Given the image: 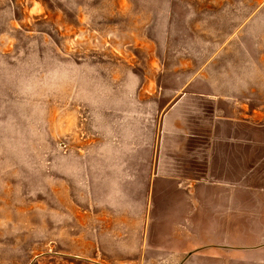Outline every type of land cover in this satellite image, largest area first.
Returning <instances> with one entry per match:
<instances>
[{"label": "rangeland", "instance_id": "1", "mask_svg": "<svg viewBox=\"0 0 264 264\" xmlns=\"http://www.w3.org/2000/svg\"><path fill=\"white\" fill-rule=\"evenodd\" d=\"M226 14L249 17L244 52ZM263 69L264 0H0V264H264L254 181L147 201L101 177L205 143Z\"/></svg>", "mask_w": 264, "mask_h": 264}, {"label": "crops", "instance_id": "2", "mask_svg": "<svg viewBox=\"0 0 264 264\" xmlns=\"http://www.w3.org/2000/svg\"><path fill=\"white\" fill-rule=\"evenodd\" d=\"M226 16L225 21L234 22L235 25L233 28L229 27L223 45L225 46L227 42L231 45L233 41L239 46V51L242 49L244 52L242 40L249 17L243 18L240 15L231 20L229 15ZM258 37L260 36L254 38L258 39ZM261 72H264V69ZM256 86H259L257 94H240L238 97L240 102L234 100L229 103L231 108L234 103V110L223 111L222 128H216L213 119L207 124L208 139L205 143L174 145L158 143L154 148L155 160L151 159L150 148H147V159L132 157L125 159L124 162L112 159L105 164L104 170L101 169V177L111 178L112 181L119 180L121 192H125V189L133 192L136 190L147 201L154 196V191L157 195L163 196L171 190L176 192L187 189L191 194L194 193L192 195L199 197V187L194 188L193 183L199 184L210 180L215 187L217 186L212 191L213 199L245 197L247 183L250 181H254V190L249 192L254 193L257 198L264 199V91H262L264 82L262 79L256 83ZM238 102L241 105H238ZM248 103L254 104L253 109L247 106ZM123 163L125 167L127 166L129 177L127 180L119 176L121 173L119 168ZM135 176L138 178L137 181ZM156 179H158L157 185H155ZM179 207L178 203L176 208Z\"/></svg>", "mask_w": 264, "mask_h": 264}]
</instances>
